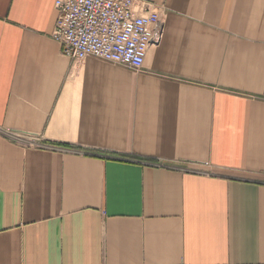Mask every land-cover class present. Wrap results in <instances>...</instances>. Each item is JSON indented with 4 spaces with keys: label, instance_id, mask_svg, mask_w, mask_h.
<instances>
[{
    "label": "crops",
    "instance_id": "obj_1",
    "mask_svg": "<svg viewBox=\"0 0 264 264\" xmlns=\"http://www.w3.org/2000/svg\"><path fill=\"white\" fill-rule=\"evenodd\" d=\"M54 1L0 0V264H264V0H148L140 70Z\"/></svg>",
    "mask_w": 264,
    "mask_h": 264
},
{
    "label": "built area",
    "instance_id": "obj_2",
    "mask_svg": "<svg viewBox=\"0 0 264 264\" xmlns=\"http://www.w3.org/2000/svg\"><path fill=\"white\" fill-rule=\"evenodd\" d=\"M54 6L57 19L52 38L61 53L73 60L95 57L140 70L148 47L162 40L163 23L148 0H55ZM30 145L54 147L40 141Z\"/></svg>",
    "mask_w": 264,
    "mask_h": 264
}]
</instances>
